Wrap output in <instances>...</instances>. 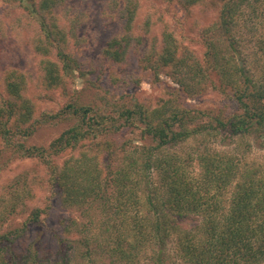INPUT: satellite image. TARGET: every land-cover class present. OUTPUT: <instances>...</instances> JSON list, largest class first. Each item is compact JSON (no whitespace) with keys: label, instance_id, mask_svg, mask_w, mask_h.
<instances>
[{"label":"trees","instance_id":"16d2710c","mask_svg":"<svg viewBox=\"0 0 264 264\" xmlns=\"http://www.w3.org/2000/svg\"><path fill=\"white\" fill-rule=\"evenodd\" d=\"M2 1L27 10L39 86L65 94V102L54 112L42 111L27 93L26 73L9 68L2 76L3 150L10 160L36 159L43 172L34 173L31 187L16 177L10 201L0 207V264H264V178L252 169L237 175L233 156L207 151L183 156L171 150L205 132L264 135V78L250 77L234 61L237 47L228 29L238 7L239 17L246 15L249 0L221 4L219 21L201 30L202 60L163 27L158 46L146 47L139 57L154 76L163 72L175 84L154 107L107 93L87 101L68 93L73 77L95 72L77 54V17L64 9L59 13L69 0ZM176 1L190 9L205 0ZM113 4L120 30L101 50L111 69L125 66L130 52L145 44L134 33L139 0ZM259 37L257 46L264 50V24ZM209 89L228 97L235 110L213 116L184 104ZM59 122L68 126L48 144L28 143L39 126ZM42 180L45 186L37 187ZM230 185L225 206L219 197ZM37 189L44 194L43 206L29 198ZM53 202L70 214L59 217L62 236L54 253L36 243L15 250L30 227L42 231ZM18 214L24 217L17 219ZM192 214L200 222L186 224Z\"/></svg>","mask_w":264,"mask_h":264},{"label":"rangeland","instance_id":"374dc122","mask_svg":"<svg viewBox=\"0 0 264 264\" xmlns=\"http://www.w3.org/2000/svg\"><path fill=\"white\" fill-rule=\"evenodd\" d=\"M226 1L230 0H205L186 9L176 0H139L134 33L141 37L145 44L130 52V58L125 66L111 69L102 58L101 50L105 43L120 30L119 22L114 14L113 0H69L61 7L59 13L65 10L69 16L77 17L79 21L77 35L81 40L77 54L79 59L86 61L95 72L85 78L73 77L75 83L69 86L68 93L76 94L81 101H87L92 95L107 93L109 97L120 99L123 102L134 100L144 106H156L160 98L165 96L167 90L175 84L163 72L154 76L150 70L139 64V57L146 47L159 43L161 31L166 26L183 46L188 47L199 60H202L204 48L201 30L219 21L218 11L221 4ZM245 8L246 15L242 14L239 17L238 7L230 18L232 19L231 26L228 28L230 39L237 47V56L234 61L242 63L247 68L250 77L261 79L264 78V50L259 49L256 41L263 34L264 0H249ZM253 9L256 10V14L251 12ZM226 15L227 13L224 19L227 18ZM31 23L30 15L23 6L15 3L9 6L0 0V89H2V76L5 71L9 68L19 69L26 73L27 93L36 103L37 108L46 112H54L59 105L65 102V94L58 90L46 91L39 86L36 56L29 45V35L34 29L30 31ZM226 40L229 39L226 38ZM219 46L224 52L226 48L224 49L222 41ZM110 75L116 79L117 83L111 84ZM184 104L205 110L213 116H225L235 110L228 97L210 89L200 97L185 100ZM66 126L68 122L39 126L28 143L46 145ZM171 150L182 153L183 156H187L188 153L194 155L200 151L218 152L219 156L225 159L228 155L233 156L235 162H238V168L236 167L235 170L237 175L238 171L252 169L258 171L259 176L264 178V135L230 138L226 133L205 132L186 143L174 146ZM10 159L11 156L3 150L0 142V207L3 203L10 201L16 177L20 176V180H27L30 186L34 173L39 175L43 172V167L36 159ZM193 169L198 171L197 162L193 164ZM37 180L41 179L37 178L33 181ZM37 185V187L45 186L43 180ZM24 188H20V191ZM232 190L233 185H230L221 191L219 199L222 205L226 206ZM35 193V198L29 196L30 199H34L31 203L43 206L42 190L37 189ZM28 194L29 192H26L25 197ZM62 216H70V214L53 202L50 214L43 219L42 231L40 232L35 226L30 227L27 233L16 240L15 250L25 247L28 243H36L44 245V249L53 254L57 246V236H62V225L58 223L59 217ZM23 217L24 215L21 214L17 219ZM200 220L199 216L192 214L184 222L186 224L199 223ZM39 234L43 235L41 240L34 239Z\"/></svg>","mask_w":264,"mask_h":264}]
</instances>
